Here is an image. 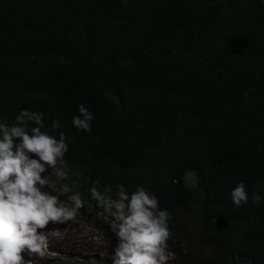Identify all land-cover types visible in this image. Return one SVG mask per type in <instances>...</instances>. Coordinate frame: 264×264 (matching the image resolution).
<instances>
[{
    "label": "trees",
    "instance_id": "1",
    "mask_svg": "<svg viewBox=\"0 0 264 264\" xmlns=\"http://www.w3.org/2000/svg\"><path fill=\"white\" fill-rule=\"evenodd\" d=\"M21 110L68 144L43 190L84 202L45 264H113L90 189L117 185L170 214L168 264H264V0H0V123Z\"/></svg>",
    "mask_w": 264,
    "mask_h": 264
},
{
    "label": "clouds",
    "instance_id": "2",
    "mask_svg": "<svg viewBox=\"0 0 264 264\" xmlns=\"http://www.w3.org/2000/svg\"><path fill=\"white\" fill-rule=\"evenodd\" d=\"M78 112L72 119L73 126L90 131L93 114L83 104ZM44 115L21 110L12 125L0 123V264H33L32 259L24 258L25 253L29 257H42L45 251L51 255L46 247L48 234L61 237L52 224L75 220L84 206L78 192L68 197L69 205L43 190L47 181L41 174L55 168L68 152L63 133L57 138L43 131ZM59 127L58 121L52 122L53 129ZM111 192L110 186L103 192L97 187L90 189L91 197L115 224L118 243L112 250L113 264H168L171 233L167 210H161L157 198L143 186L130 192L117 185L114 197ZM230 198L237 207L247 203L245 185L237 184ZM252 199L259 202L261 196L254 193Z\"/></svg>",
    "mask_w": 264,
    "mask_h": 264
},
{
    "label": "rangeland",
    "instance_id": "3",
    "mask_svg": "<svg viewBox=\"0 0 264 264\" xmlns=\"http://www.w3.org/2000/svg\"><path fill=\"white\" fill-rule=\"evenodd\" d=\"M63 175V173H62V171L61 170H59V171H55L54 172V176H62ZM47 229H49V227H47ZM85 230V229H84ZM93 239H96V237L95 236H93L92 237ZM95 252V251H94ZM51 255L49 254V255H47V253H46V251H45V254H44V256H32V257H29L28 255H27V253H25L24 254V258L26 259V260H28V258L29 259H32L33 260V264H45V260H47L49 257H50ZM28 257V258H27ZM73 258H75V254L73 253V252H71V255H70V257H69V259H70V262L71 263H74L72 260H73Z\"/></svg>",
    "mask_w": 264,
    "mask_h": 264
}]
</instances>
